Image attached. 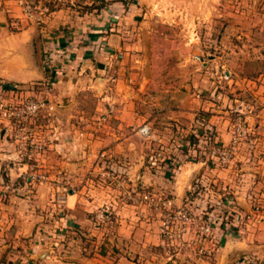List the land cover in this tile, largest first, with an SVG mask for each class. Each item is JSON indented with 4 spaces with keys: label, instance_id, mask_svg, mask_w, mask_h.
I'll list each match as a JSON object with an SVG mask.
<instances>
[{
    "label": "rangeland",
    "instance_id": "374dc122",
    "mask_svg": "<svg viewBox=\"0 0 264 264\" xmlns=\"http://www.w3.org/2000/svg\"><path fill=\"white\" fill-rule=\"evenodd\" d=\"M54 11L69 29L61 25L50 38L40 37L43 79L16 85L0 79V129L9 127L2 135L12 140L16 156L34 154L22 158L19 168L38 176L29 184L28 176L13 179L8 173L0 184V233L8 229V209L18 207L11 205L13 197L67 181L61 174L49 179L44 169L48 152L61 155L48 139L53 119L61 118V129L69 121L72 136L135 135L130 143L136 165L146 168L140 182L132 185L121 174L91 178L112 185L125 201L136 196L137 208L123 213L144 210L152 219L157 241L137 253V264H159L161 257L181 264L175 254L181 248L193 264H264V126H257L264 121V0H0V45L31 23L44 25ZM84 34H93L91 43L87 38L69 44ZM51 38L56 45L47 44ZM31 45H37L34 36ZM32 101L45 103L35 117L3 115ZM56 102L69 108L50 112ZM122 118L128 127L112 126ZM217 128H225L229 143L217 141ZM215 144L220 150L213 154ZM64 145L89 149L85 143ZM3 158L1 168H10ZM193 163L204 169L191 178ZM105 166V173L114 172ZM178 170L189 181L180 201L168 190ZM68 192L54 186L48 193L54 204H63ZM38 194L47 198V191ZM102 210L112 215L110 207ZM178 212L187 213V225Z\"/></svg>",
    "mask_w": 264,
    "mask_h": 264
},
{
    "label": "crops",
    "instance_id": "0c3cea01",
    "mask_svg": "<svg viewBox=\"0 0 264 264\" xmlns=\"http://www.w3.org/2000/svg\"><path fill=\"white\" fill-rule=\"evenodd\" d=\"M57 17L59 14L54 11L46 23L44 22V25L38 27L31 23V26L19 32L16 38L9 37L4 40L0 45L1 80L7 81L8 85L10 83L16 85L36 83L43 79L45 74L37 63L38 59L40 60L38 55L40 56L41 53L39 43H44L43 38L41 41L40 37L50 38L53 35V29H57L61 25L69 29V26H64L65 24L57 20ZM33 36L37 42L35 47L31 45ZM82 36H75L69 44L82 42L87 38L91 43L93 34ZM65 41H67L66 38ZM46 42L56 45V39L53 38ZM9 51L15 52L16 55L8 56ZM61 79L62 77L59 75L58 81L61 82ZM72 91L77 93L75 89ZM54 93L53 96L56 98L58 92L54 91ZM67 108H69V104L63 105L56 102L49 106V111L55 112ZM60 119H53V123H51L53 130L48 131V139L51 148L57 150L60 148L61 155L57 156L55 152L51 155L48 152L47 164L44 165V169L48 171L49 179L57 174H61L64 179H67L65 184L48 183L50 186L52 185V189L55 186L56 190H60V186H66L69 192L65 195L63 204H54L48 193L51 188L42 184L36 186V194L12 198L11 205L18 203V207L8 209L7 220H5L8 221L5 224L8 229L0 233V264H137V253L157 241L150 228L152 219L147 218L144 210H142L143 214L139 212L140 215L133 210L137 208L133 205L137 200L135 195L132 199L133 202L125 201L124 197L117 195L120 193L118 190L112 189V185H104L100 183L101 178L97 179L98 175L116 176L121 174L120 176L127 177L132 185L142 180L143 175L146 174V168L144 164L142 167L136 165L134 147L130 143L134 141L135 135L120 136L116 134V131H111L106 135L94 136L91 133L79 131L78 134L72 136L68 128L70 122L66 121L67 125L64 122L67 129L65 127L61 129ZM126 120L125 118L118 119L117 122H112V126L128 127L130 121ZM100 123L106 127L109 125L106 118H102ZM257 124L259 130L263 129L264 121H258ZM217 129L219 135L217 141L229 143L231 137L225 128L224 131L221 128ZM4 130H9V127L3 126L0 129V157L3 156L4 160H9L14 158L15 150L8 144L12 140H8L6 136L2 135ZM70 142L73 144L85 143L89 149L83 153L72 150L70 145H64L70 144ZM95 162L96 165H94ZM106 163L111 165L109 169L114 171L112 174L105 173L109 171H105ZM137 166L140 167L136 168ZM190 167L188 177L191 176V178L197 177L204 169L201 163H193V166ZM182 169V167L179 168V170ZM26 170V167H16L11 169L10 173L15 179L18 173ZM179 170L176 172L175 183L168 189L176 196V201H180L189 184V181L184 182L180 179L182 172ZM91 176H97L96 180ZM127 184V187H130L129 183ZM165 186L168 188L169 185ZM41 190L47 191L46 199L38 194ZM126 192L129 194L128 190ZM115 193L116 195L113 197ZM129 198L131 199V197ZM103 206L111 208V216L107 215L111 212L105 213L102 210ZM99 208L101 209L99 210ZM130 208H133L131 212L133 215L123 213L129 211ZM11 211H15L16 214L10 219ZM141 228H143L142 233ZM228 240L230 242V239ZM181 249H177L178 253H175L181 258L179 263L193 264L192 261L181 255L182 252L179 251ZM188 256L193 258L194 255L189 254ZM168 259L161 257L159 264H166ZM148 264L155 263L150 261Z\"/></svg>",
    "mask_w": 264,
    "mask_h": 264
},
{
    "label": "built area",
    "instance_id": "2783aa9c",
    "mask_svg": "<svg viewBox=\"0 0 264 264\" xmlns=\"http://www.w3.org/2000/svg\"><path fill=\"white\" fill-rule=\"evenodd\" d=\"M44 107H45V103L44 102H42V101L41 102L32 101V102L26 103L23 107H21L19 109L18 112H12L13 110L10 111V112H7L5 110V114L3 113V115H6V116L14 115V116H19L21 118L24 117V118L28 119L29 117L37 116L38 113L43 111ZM142 131L145 132V128H143ZM219 150H220L219 146L216 145V147H214V149H213V154L215 153V151H219ZM221 153L223 155L225 154V152H221ZM33 156H34V154L31 153V152L30 153H21L20 151H18V154H17V156L15 158L7 160L8 161V162H6L7 165L11 164L12 166L10 168H4L3 166L1 168V166H0V184L3 185L4 179L9 177L8 173L11 172V169H14L16 167L22 166V165H20V160L22 158H24L25 160H27V159L31 160ZM31 171H32V169H29L27 167L26 171L18 173L17 178L23 179L26 176H28L27 183L30 184L31 182H33V180H36V178H38V176L36 177L33 173L30 174ZM39 178H40V180H43L44 177L39 175ZM4 187L7 189V188H9V185H5ZM177 219L181 220V222L180 221L179 222L182 223V224H185V225H187L188 222H189V217H188L186 212H178ZM206 229L208 230V228H206Z\"/></svg>",
    "mask_w": 264,
    "mask_h": 264
}]
</instances>
